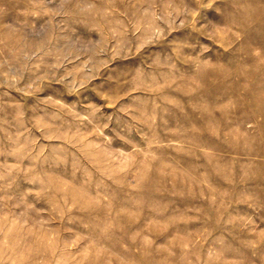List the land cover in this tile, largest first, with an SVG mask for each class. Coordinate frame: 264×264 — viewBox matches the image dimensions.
I'll list each match as a JSON object with an SVG mask.
<instances>
[{
    "label": "rangeland",
    "instance_id": "rangeland-1",
    "mask_svg": "<svg viewBox=\"0 0 264 264\" xmlns=\"http://www.w3.org/2000/svg\"><path fill=\"white\" fill-rule=\"evenodd\" d=\"M0 264H264V0H0Z\"/></svg>",
    "mask_w": 264,
    "mask_h": 264
},
{
    "label": "bare ground",
    "instance_id": "bare-ground-1",
    "mask_svg": "<svg viewBox=\"0 0 264 264\" xmlns=\"http://www.w3.org/2000/svg\"><path fill=\"white\" fill-rule=\"evenodd\" d=\"M260 85L258 84V85H255L254 86V88L255 89H257V93H253L252 94V92L250 93V95H249V99H250V101L251 102H254L255 104H257L256 106H257V110H256V112H260V111H262L263 110V107L260 105L261 104V96H260ZM208 120H210V117H207V116H205V122L206 121H208ZM205 127V126H204ZM206 129L208 130V128L206 127ZM211 129V128H210ZM212 130V129H211ZM174 171V170H173ZM172 171V172H173ZM175 184H177V182H175L174 181V185Z\"/></svg>",
    "mask_w": 264,
    "mask_h": 264
}]
</instances>
